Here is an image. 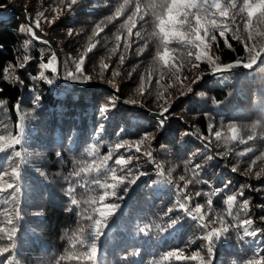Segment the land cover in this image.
Here are the masks:
<instances>
[{
	"label": "trees",
	"instance_id": "16d2710c",
	"mask_svg": "<svg viewBox=\"0 0 264 264\" xmlns=\"http://www.w3.org/2000/svg\"><path fill=\"white\" fill-rule=\"evenodd\" d=\"M17 1L0 264H264V0Z\"/></svg>",
	"mask_w": 264,
	"mask_h": 264
},
{
	"label": "water",
	"instance_id": "95a60500",
	"mask_svg": "<svg viewBox=\"0 0 264 264\" xmlns=\"http://www.w3.org/2000/svg\"><path fill=\"white\" fill-rule=\"evenodd\" d=\"M10 3H15V2H10ZM15 4H17V3H15ZM7 7V6H6ZM6 7H1L0 9H5ZM18 8H19V11L21 12V14H22V16H23V18H24V20H25V22H26V24H27V26H28V28H29V30H30V34L36 39V40H38V41H42V42H45V43H47V44H49V45H51V46H53V43L49 40V38L45 35V34H43V33H41L40 31H38V30H36L31 24H30V22H29V19H28V17L26 16V14H25V12H24V9L18 4ZM54 58H55V61H56V64H57V77H58V79L59 80H61V81H64L63 79H62V77H61V74H60V63H59V57H58V55H57V51L54 49ZM71 85H73L74 87H79V85H77V84H71ZM149 116H151V117H153V118H155V119H159V120H163V121H166L167 120V118L165 117V115H164V113H149ZM193 136H195L194 134H193ZM203 143L204 144H206V145H209L208 143H206V142H204L203 141Z\"/></svg>",
	"mask_w": 264,
	"mask_h": 264
},
{
	"label": "rangeland",
	"instance_id": "374dc122",
	"mask_svg": "<svg viewBox=\"0 0 264 264\" xmlns=\"http://www.w3.org/2000/svg\"><path fill=\"white\" fill-rule=\"evenodd\" d=\"M10 2H15V3H17V4H15V3H9V5L7 6V7H9V6H14L15 7V9L18 11V12H20L19 11V8H18V4H19V2L17 1V0H11ZM20 5V4H19ZM21 6V5H20ZM6 7V8H7ZM21 13V12H20ZM30 31V30H29ZM54 56V55H53ZM48 65V66H47ZM242 64L241 63H237V64H233V65H230V66H216L215 68H214V71H221V70H224V68H226V67H230V68H233V67H236V66H241ZM46 66H47V68L48 69H51V68H57V64H56V61L54 60V57L53 58H51V60L49 61V62H47V64H46ZM246 66H244V68H245ZM47 69V70H48ZM210 74V73H209ZM56 75H57V70H56ZM205 75H207V74H202V76H199V79H203L204 78V76ZM177 78H179V77H177ZM184 85H179V88L181 89V87H183ZM79 87H86L85 85H80Z\"/></svg>",
	"mask_w": 264,
	"mask_h": 264
},
{
	"label": "bare ground",
	"instance_id": "6f19581e",
	"mask_svg": "<svg viewBox=\"0 0 264 264\" xmlns=\"http://www.w3.org/2000/svg\"><path fill=\"white\" fill-rule=\"evenodd\" d=\"M54 60H55V58H54Z\"/></svg>",
	"mask_w": 264,
	"mask_h": 264
}]
</instances>
